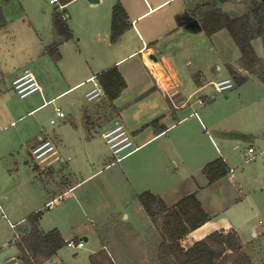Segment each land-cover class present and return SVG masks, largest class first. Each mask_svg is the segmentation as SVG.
Segmentation results:
<instances>
[{
  "label": "rangeland",
  "instance_id": "rangeland-1",
  "mask_svg": "<svg viewBox=\"0 0 264 264\" xmlns=\"http://www.w3.org/2000/svg\"><path fill=\"white\" fill-rule=\"evenodd\" d=\"M85 3L86 0L70 1L63 9L70 15L65 22L73 25L76 9ZM220 7L231 16H239L249 11L250 0H228ZM56 12L61 14L62 10L49 0H0V264H5L6 258L16 252L23 237V225L38 210L42 211L39 226L44 231L58 227L68 238L83 241L84 236L88 237L83 247L65 244L59 249L63 264H89V254L104 244L118 264H159V229L138 199L142 192L136 191L138 185L126 182L117 163L104 167L111 152L100 130L85 147H76L66 154L60 152L62 158L71 159L56 161L51 177L50 168L38 165L29 154L31 142L38 134H60L64 128L68 135L74 133L68 123L66 127L61 121L50 123L55 117L53 105L59 106L70 119L74 116L72 104L90 108L93 103L84 94L89 86L86 84L66 92L53 104L27 113L44 99L39 92L20 98L13 90V75L30 68L45 82L47 99L74 83L87 67L75 63L74 56L65 62L55 61L48 53L49 47L41 46L50 34L53 39L57 36L53 28ZM199 33L195 35H203L207 44L208 36ZM74 43L75 40L69 41L63 46L64 51L74 55ZM210 46L211 71H216L217 62L221 74H227V64L235 65L240 56L232 37L222 29ZM253 46L257 55L262 56L264 66V39H254ZM217 49L221 55L216 53ZM237 73L248 75L247 79L223 92L209 86L202 93L206 95L204 103L195 108L205 122L201 130L206 133L204 147L213 151L206 142L209 136L220 146L219 131H223L228 146L219 148L225 158L233 153L228 159L230 174L218 184L198 189L196 196L211 215L209 227L232 228L254 263L264 264V154L253 158L245 154L249 146L257 152L264 149V83L247 72ZM190 126L195 129L194 118L173 133L179 135L183 127L190 129ZM92 164L96 169L101 168V172L86 178L92 172ZM78 181L81 182L72 190L46 204L57 196L62 185ZM21 217L24 219L17 221ZM11 223L16 226L11 227ZM196 233L182 240L184 247L194 242Z\"/></svg>",
  "mask_w": 264,
  "mask_h": 264
},
{
  "label": "crops",
  "instance_id": "crops-1",
  "mask_svg": "<svg viewBox=\"0 0 264 264\" xmlns=\"http://www.w3.org/2000/svg\"><path fill=\"white\" fill-rule=\"evenodd\" d=\"M59 1L65 9L72 0L66 3ZM86 2L76 9L73 25L67 23L72 33L71 38L63 40L56 33L57 36L53 39L50 34L41 46L55 45L60 54L58 60L60 63L65 62L66 59L72 60L74 56L75 63L82 66L85 64L87 67L74 83L50 95L47 99L45 98V82L35 75L42 90V95L39 94L44 101L50 102L43 105V101L42 104L30 108L27 113L53 104L66 92L89 84L84 93L86 94L93 87L90 85L91 82L93 84L90 77H96L97 73L112 66L117 67L126 86L113 100H109L106 95L101 96L93 101L90 108L87 107L88 105L72 104L74 116L69 119L63 112L64 117L58 121H61L60 124L65 127L67 123L70 124L69 128L73 127L74 133L71 131L68 135V130L64 128L60 134H38L31 142L29 154L40 136L52 140L59 152L65 154L68 150L74 151L76 147H85L86 144L92 142L98 130L102 137V133L112 127L116 119H120L131 133L135 149L117 164L121 167V173L126 182L138 185L139 189L136 191L149 190L159 195L167 206H171L187 194H196L198 189L206 185L218 184L231 172L228 159L233 153L225 158L219 148L228 146V143H225L227 134L223 131H219L220 146L209 136L206 142L213 151L209 152L204 147L206 133L201 130L205 122L197 115L195 108L204 103L203 97L206 95L202 93L212 86L213 81L231 77L228 67L243 74L246 70L239 64V56L235 60V65L227 64L226 75L221 74V66L216 64L217 62H215L217 72H212L210 42L221 30L212 35L206 34L209 38L207 44H205L203 35L197 36L195 33L204 32L200 17L210 9L211 4L221 9V4L228 3V0H86ZM117 2L124 7L128 15L129 26L116 42H112L110 40L111 15L112 7ZM221 10L227 12L224 9ZM65 12L68 18L69 13ZM71 40H75L74 55L63 49V46ZM215 51L221 55V50ZM150 53L156 55V61L149 58ZM259 57L262 58V56ZM19 73L14 74L12 80ZM94 80L97 81V78ZM55 108L60 107L53 105L54 111ZM20 117L22 116L18 118ZM192 118L195 119V129L192 126L189 127L190 129L183 127L181 134L173 133L176 128L183 126ZM12 123H14L13 120ZM218 157H222L226 162L229 172L217 181L209 183L202 169L205 164ZM121 162H123L122 165ZM54 164L55 162L47 166L48 169L50 168L48 171L51 172L48 173L50 177L56 170ZM114 165L116 164H111L110 156L104 162L105 168ZM91 166L92 172H89L86 178L101 172V168L96 169L94 164ZM80 182L73 185H62L57 196L47 201L46 204L53 203L56 197L69 192ZM197 197L200 200L199 196ZM23 219L24 217H21L17 221ZM210 220L190 232L186 238L193 232H198L194 236V241H196L214 230L221 229L217 226L216 228L209 227ZM23 227L24 234L28 228V221ZM53 228L60 231L64 240L73 239L68 238L65 232L58 227H52L49 230ZM230 229L232 228H222L220 231ZM18 235L20 239V231ZM82 239L87 241L88 237L84 236ZM191 244L189 243L188 246ZM104 247L108 251V246L104 244L92 253ZM58 251L40 264H63ZM109 254L118 264L111 252ZM18 256L17 247L16 252L6 258L5 264L22 262Z\"/></svg>",
  "mask_w": 264,
  "mask_h": 264
},
{
  "label": "trees",
  "instance_id": "trees-1",
  "mask_svg": "<svg viewBox=\"0 0 264 264\" xmlns=\"http://www.w3.org/2000/svg\"><path fill=\"white\" fill-rule=\"evenodd\" d=\"M62 1L66 3L70 0ZM200 21L207 35L226 29L240 51V66L249 75L264 82V66L252 43L256 38L264 39V0H250L249 11L239 16H231L211 4L210 9L201 15ZM53 26L63 40L72 37L65 19L57 12L53 17ZM128 26L124 7L119 2L115 3L112 7L110 40L116 42ZM48 53L55 61L59 60L60 54L55 45L49 46ZM228 71L237 85L247 79L231 67H228ZM96 78L109 100L116 98L126 86L116 66L97 73ZM202 172L208 182L213 183L226 176L229 167L222 157H218L205 164ZM138 199L161 235L157 250L159 264H255L233 229L214 230L190 246H183L182 240L211 218L195 193L183 196L171 206L149 190L141 192ZM41 215L42 211L38 210L27 218L28 228L17 243L18 257L24 264H40L65 245L57 228L47 232L39 228ZM89 261L90 264H116L105 248L90 254Z\"/></svg>",
  "mask_w": 264,
  "mask_h": 264
},
{
  "label": "built area",
  "instance_id": "built-area-1",
  "mask_svg": "<svg viewBox=\"0 0 264 264\" xmlns=\"http://www.w3.org/2000/svg\"><path fill=\"white\" fill-rule=\"evenodd\" d=\"M49 2L56 4L62 10L61 16L63 19L67 18L68 15L65 11H63V4L59 0H49ZM95 78V76L90 77V80L93 81V87L85 94L88 101H95L105 95L99 82L94 80ZM11 84L13 90L20 98H26L36 92H39L42 95L41 86L38 83L35 74L29 68H25L18 75H16ZM234 84L235 83L231 77H225L213 81L212 87L217 92H223L233 88ZM49 102L50 101H44L43 105L48 104ZM63 117V111L60 108H55V117L50 119V123L55 124ZM102 137L109 146L111 152V164L119 163L135 149L131 133L126 129L120 119H116L112 127L102 133ZM246 154L249 158H253L258 154H264V149L257 152L252 146H249L246 150ZM30 155L38 165L45 164L43 168L51 165L53 162H66L70 159V157H67L66 159L62 158L59 150L52 140L43 136L38 137L37 143L31 148ZM10 225L11 227L16 226V224L12 223ZM65 244L68 247H82L84 242L82 240L76 242L73 239H66Z\"/></svg>",
  "mask_w": 264,
  "mask_h": 264
},
{
  "label": "water",
  "instance_id": "water-1",
  "mask_svg": "<svg viewBox=\"0 0 264 264\" xmlns=\"http://www.w3.org/2000/svg\"><path fill=\"white\" fill-rule=\"evenodd\" d=\"M149 58L152 59L153 61H156L157 60L156 55L153 54V53H150L149 54Z\"/></svg>",
  "mask_w": 264,
  "mask_h": 264
}]
</instances>
